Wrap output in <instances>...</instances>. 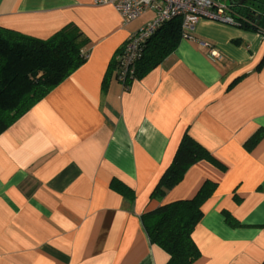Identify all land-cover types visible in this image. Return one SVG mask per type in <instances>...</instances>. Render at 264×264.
<instances>
[{"label":"crops","instance_id":"obj_1","mask_svg":"<svg viewBox=\"0 0 264 264\" xmlns=\"http://www.w3.org/2000/svg\"><path fill=\"white\" fill-rule=\"evenodd\" d=\"M153 17L125 22L96 0H0L6 29L47 40L74 24L88 39L85 63L0 134V264H167L141 217L207 180L217 188L193 232V264L264 261V36L200 20L125 87L109 66ZM186 133L222 168L200 161L151 197Z\"/></svg>","mask_w":264,"mask_h":264},{"label":"trees","instance_id":"obj_2","mask_svg":"<svg viewBox=\"0 0 264 264\" xmlns=\"http://www.w3.org/2000/svg\"><path fill=\"white\" fill-rule=\"evenodd\" d=\"M181 26V18H173L146 40L127 86L135 79L144 78L176 50L183 39ZM241 28L264 34L263 30ZM87 43L88 39L74 24L63 27L47 40L32 38L0 25V134L85 63L87 55L83 49ZM125 44L117 51L108 73H117V58ZM261 135L253 136L246 148L251 149ZM200 161H209L222 168L204 146L186 133L151 197L163 198L182 181L186 171ZM114 187L125 197L130 194L123 186L114 184ZM216 188V182L207 180L192 198L162 204L142 215L151 243L169 255L167 264H193L200 257L193 232L203 218V205Z\"/></svg>","mask_w":264,"mask_h":264},{"label":"built area","instance_id":"obj_3","mask_svg":"<svg viewBox=\"0 0 264 264\" xmlns=\"http://www.w3.org/2000/svg\"><path fill=\"white\" fill-rule=\"evenodd\" d=\"M96 3L113 5L125 22L136 20L146 12L154 14L145 26L129 37L122 54L117 58V79L125 87L133 76L134 65L141 58L146 40L163 23L173 18H181L183 39H193V33L200 20L236 27H241L243 24L242 17L225 2L219 0H96ZM199 45L208 48L212 57H218L210 44L200 41Z\"/></svg>","mask_w":264,"mask_h":264},{"label":"flooded vegetation","instance_id":"obj_4","mask_svg":"<svg viewBox=\"0 0 264 264\" xmlns=\"http://www.w3.org/2000/svg\"><path fill=\"white\" fill-rule=\"evenodd\" d=\"M243 19V27L264 31V0H225Z\"/></svg>","mask_w":264,"mask_h":264},{"label":"rangeland","instance_id":"obj_5","mask_svg":"<svg viewBox=\"0 0 264 264\" xmlns=\"http://www.w3.org/2000/svg\"><path fill=\"white\" fill-rule=\"evenodd\" d=\"M223 2H225L224 0H222ZM216 23H219V22H216ZM221 24V23H220ZM227 26H232V27H234L233 25H227ZM141 29V28H140Z\"/></svg>","mask_w":264,"mask_h":264}]
</instances>
